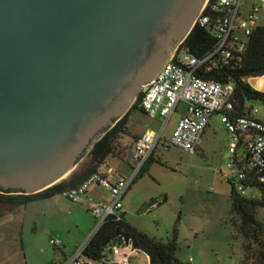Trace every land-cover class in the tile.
<instances>
[{
  "label": "water",
  "instance_id": "water-1",
  "mask_svg": "<svg viewBox=\"0 0 264 264\" xmlns=\"http://www.w3.org/2000/svg\"><path fill=\"white\" fill-rule=\"evenodd\" d=\"M205 2L0 0V190L33 194L67 178Z\"/></svg>",
  "mask_w": 264,
  "mask_h": 264
},
{
  "label": "rangeland",
  "instance_id": "rangeland-1",
  "mask_svg": "<svg viewBox=\"0 0 264 264\" xmlns=\"http://www.w3.org/2000/svg\"><path fill=\"white\" fill-rule=\"evenodd\" d=\"M255 1L243 0L242 9L249 13ZM258 5L261 6L258 22L264 25V6L259 0ZM249 104L257 108L256 115L264 120V104L259 100ZM186 113V104L182 102L163 131L150 168L132 183L124 200L126 220L163 241L176 230L177 256L184 263L192 258L191 264H254L245 263L244 238L231 219L234 172L228 166L230 133L217 113L210 119L195 152L172 145L174 128ZM164 122L160 115L152 118L139 109L130 115L132 133L145 129L160 131ZM130 136H122L119 154L107 159L108 165L123 170L127 176L138 164L131 167L122 159L132 143ZM87 155L76 169L85 165ZM127 158L131 160L129 154ZM93 192L109 196L102 187ZM1 206L5 213L0 217V264L63 262L92 237L97 225L88 210V200L74 202L62 194L37 198L9 211L8 205ZM258 218L264 222V207L259 208ZM52 239L60 241L61 246L54 245ZM148 261L146 252L134 253L133 263L148 264Z\"/></svg>",
  "mask_w": 264,
  "mask_h": 264
},
{
  "label": "built area",
  "instance_id": "built-area-1",
  "mask_svg": "<svg viewBox=\"0 0 264 264\" xmlns=\"http://www.w3.org/2000/svg\"><path fill=\"white\" fill-rule=\"evenodd\" d=\"M259 1L264 6V0ZM242 7L243 0H206L194 26H213L217 37L214 49L198 56L181 50L179 44L156 76L143 87L141 105L144 112L150 117L160 115L165 122L160 131L146 130L135 140L131 159L138 164L137 167L133 166L131 175H124L116 167L108 165L103 171L89 175L78 186L62 191L64 197L74 202L88 200V210L97 220L95 232L109 217L122 219L125 214L124 196L162 141L170 117L182 102L186 104L187 113L178 120L170 144L195 152L212 116L221 114L232 139L228 166L234 172L236 188L245 196H262L258 190L248 188L244 181L250 178V174H264V120L256 115L258 110L255 107H251L247 113L237 109L232 82L202 76L203 72L217 67L221 61L229 62L236 54L237 59H241L240 53L247 45L246 37L259 24L258 12L261 9L258 0L250 7L249 13ZM110 175H114L115 180ZM96 187L109 191L107 201L91 193ZM88 241L61 264H83L82 255ZM52 243L61 246L56 239H52ZM138 250L131 240L118 243L104 258L105 264H135L132 256ZM192 260L190 258L189 263L183 264H191Z\"/></svg>",
  "mask_w": 264,
  "mask_h": 264
},
{
  "label": "trees",
  "instance_id": "trees-1",
  "mask_svg": "<svg viewBox=\"0 0 264 264\" xmlns=\"http://www.w3.org/2000/svg\"><path fill=\"white\" fill-rule=\"evenodd\" d=\"M216 44L217 37L213 26L211 24L208 26L196 24L187 38L181 43L180 49L203 56L213 50ZM246 44V49L243 53H240V60L237 59L236 54L229 62L221 61L217 67L202 73L204 78L216 79L222 82L230 81L234 84L236 106L241 113H247L253 107L249 104V101L259 100L264 104V91L255 89L248 81L253 76L264 77V25L258 24L254 28L253 32L246 37ZM142 97L143 91L140 92L131 109L95 143L87 155L84 166H81V164L67 178L37 193H0V214L4 212L2 204L8 205V210H12L17 205L26 204L37 198L53 197L61 194L65 189L78 186L89 175L103 171L108 166V157L119 154L121 137L132 135L130 115L134 109L144 112L141 105ZM153 160L152 155L143 166L140 175H143L149 169ZM263 177L264 174H250V178L244 181L248 188L262 193L259 198L243 195L237 190L234 178H231L233 185L231 191L233 214L231 219L236 231L244 238L245 263L264 264V222L258 218L259 208L264 207ZM128 240L133 242L135 248L147 253L149 264L184 263L177 256L176 230L171 238L163 241L130 224L124 214L120 220L115 219V217H109L97 232L92 235L83 251V264H105L104 258L111 253L112 247ZM61 263L52 262V264Z\"/></svg>",
  "mask_w": 264,
  "mask_h": 264
},
{
  "label": "crops",
  "instance_id": "crops-1",
  "mask_svg": "<svg viewBox=\"0 0 264 264\" xmlns=\"http://www.w3.org/2000/svg\"><path fill=\"white\" fill-rule=\"evenodd\" d=\"M146 114V113H145ZM152 118H154V117H152ZM209 124H210V121H209ZM209 126V125H208ZM146 130H150V129H145L144 131H146ZM206 130V129H205ZM143 131V132H144ZM143 132H141V133H132V135L130 136L131 138H130V142H131V140H132V143H131V145H130V147L127 149V151H126V153H125V155L122 157V159H125L123 162H126L128 165H130L131 167H132V165H133V163H134V161H132V159L131 160H129L128 158L126 159V156L129 154L130 155V158H131V156H132V153H133V147H134V142H135V140H136V138L140 135V134H142ZM205 132V131H204ZM204 134V133H203ZM203 136V135H202ZM200 141H201V139H200ZM200 147V142H199V145H198V148ZM156 152V151H155ZM155 152H154V154H152L153 155V158L155 157L154 155H155ZM117 157H119V156H117ZM121 158V157H120ZM155 159V158H154ZM152 163V162H151ZM150 166H151V164H150ZM150 168V167H149ZM118 172H120V173H122V174H124V175H126L124 172H123V170H119L118 169ZM110 178H112L113 180H115V176L114 175H110ZM132 186V185H131ZM97 188V187H96ZM131 188V187H130ZM130 188H129V190H130ZM95 189V188H94ZM128 190V191H129ZM108 191V190H107ZM128 191H127V193H128ZM109 192V191H108ZM91 193L93 194V195H95L97 198H99V199H102V200H108L109 199V196L108 197H103V196H101L100 194H97V193H94L93 192V190L91 191ZM127 193H126V195L124 196V200H125V198H126V196H127ZM124 202V201H123ZM7 211H9V210H7ZM5 212H3L2 214H0V217L4 214ZM124 213H125V217H126V213H127V210H126V208L124 207ZM136 257V256H135ZM132 259H134V254H133V256H132Z\"/></svg>",
  "mask_w": 264,
  "mask_h": 264
},
{
  "label": "bare ground",
  "instance_id": "bare-ground-1",
  "mask_svg": "<svg viewBox=\"0 0 264 264\" xmlns=\"http://www.w3.org/2000/svg\"><path fill=\"white\" fill-rule=\"evenodd\" d=\"M254 87L257 89H264V77H258L257 79L253 80Z\"/></svg>",
  "mask_w": 264,
  "mask_h": 264
},
{
  "label": "flooded vegetation",
  "instance_id": "flooded-vegetation-1",
  "mask_svg": "<svg viewBox=\"0 0 264 264\" xmlns=\"http://www.w3.org/2000/svg\"><path fill=\"white\" fill-rule=\"evenodd\" d=\"M0 193L18 194V193H15V192H8V191H2V190H0Z\"/></svg>",
  "mask_w": 264,
  "mask_h": 264
}]
</instances>
